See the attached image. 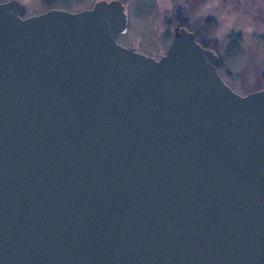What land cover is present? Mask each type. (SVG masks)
<instances>
[{
    "label": "water",
    "instance_id": "water-1",
    "mask_svg": "<svg viewBox=\"0 0 264 264\" xmlns=\"http://www.w3.org/2000/svg\"><path fill=\"white\" fill-rule=\"evenodd\" d=\"M0 2V264H264V89L177 24L117 41L120 0Z\"/></svg>",
    "mask_w": 264,
    "mask_h": 264
},
{
    "label": "trees",
    "instance_id": "trees-1",
    "mask_svg": "<svg viewBox=\"0 0 264 264\" xmlns=\"http://www.w3.org/2000/svg\"><path fill=\"white\" fill-rule=\"evenodd\" d=\"M120 1L123 5L126 4V0ZM207 1L208 0H171L172 6L162 13L163 19L160 18L159 21L163 31L161 41L164 43V48L168 46L167 44L172 37L173 28L179 24L194 33L197 43H200L209 50L211 49L218 55L219 64L217 66V72L220 73L224 82L234 91L244 94L253 90L264 89V66H260L262 62L257 61V55L259 54L262 56V54H264V29L251 26L249 33L241 31L239 28L235 30V27L241 26L242 20H239L233 24L235 26L229 28V32L225 36H212V39H209L210 36L204 32L200 33L199 29L204 31H209L211 28L213 31L217 30L220 24L218 20L220 14H217V11L215 13L210 11V15H208L209 18L205 19L203 27L199 25L203 24L201 19L195 17L196 10L198 8L201 9L203 4L206 5V3L209 2ZM247 1L249 0L244 1V7L246 4L250 3H247ZM250 1H252V4H255V0ZM71 2V0H57L54 2L51 1L47 6L61 5L64 7H71V5H73ZM223 2H225V0H219L218 2L220 3V5H218L220 9L224 4ZM136 5V12L139 15H142L145 11H150L152 8L151 5L144 3L142 0H139V2L136 0ZM129 12L127 11L129 15L127 26H130L132 20V14ZM118 36L122 35L119 34ZM157 39H159L158 36ZM256 53L258 54L256 55ZM251 54L253 55L252 57ZM247 55L248 57H246ZM244 56L246 57L245 62L243 61L245 59ZM239 58L242 59L243 66L239 70H234L231 61Z\"/></svg>",
    "mask_w": 264,
    "mask_h": 264
},
{
    "label": "rangeland",
    "instance_id": "rangeland-1",
    "mask_svg": "<svg viewBox=\"0 0 264 264\" xmlns=\"http://www.w3.org/2000/svg\"><path fill=\"white\" fill-rule=\"evenodd\" d=\"M96 0H82L72 5V7H68L69 11H78L83 10V8H89ZM139 2V0H137ZM144 3L152 6L150 11H145L142 15H139L136 12V0H126V8L127 11L131 12L132 20L130 26L127 27V30L122 36H117V41L123 46H132L138 51H142L141 53L158 56L163 53L164 43L161 38L162 35V27L159 24L160 18L163 19V12L166 9H169L172 6L171 0H142ZM209 1V2H208ZM205 4H203L201 9H197L195 13V17H199L203 24H199L201 27L205 24V19L210 15V11L216 12L220 14V18L218 19L220 22L218 29L213 31L212 28L209 31H204L199 29L200 33H207L209 39H212V36H225L229 32V28L235 26L236 22L242 20L240 27H235L241 29V31L250 32L251 26L261 27L264 29V0H255V4H252V1H247L245 7L243 5L246 0H225L223 2L221 9L218 7L220 5L219 0H208ZM259 4V5H258ZM210 9H208V8ZM218 7V9H217ZM216 8V9H215ZM215 10V11H214ZM44 9L40 6L39 0H30L27 2V12L28 16L32 14H39L43 12ZM237 11V12H236ZM129 12V13H130ZM200 21V22H201ZM157 34V35H156ZM157 36L159 39H157ZM168 45V44H167ZM163 48V49H162ZM258 53H256L257 55ZM253 55L251 54V57ZM248 57V55L246 56ZM246 57L244 56V62L246 61ZM257 61L262 62L260 66H264V54L260 56L257 55ZM235 59L231 61V65L233 69H240L243 66L242 59ZM239 93V92H238Z\"/></svg>",
    "mask_w": 264,
    "mask_h": 264
},
{
    "label": "flooded vegetation",
    "instance_id": "flooded-vegetation-1",
    "mask_svg": "<svg viewBox=\"0 0 264 264\" xmlns=\"http://www.w3.org/2000/svg\"><path fill=\"white\" fill-rule=\"evenodd\" d=\"M5 1H9V0H0V2H5ZM19 3L21 2L22 4H24L25 5V8H26V10H27V2H29L30 0H17ZM40 1V6H42L43 7V9H44V11H46V10H48V9H50L51 7H54V8H60V9H62V8H64V9H66V8H68V7H64V6H59V5H55V6H47V5H49L50 3H51V1L52 2H54V1H57V0H39ZM72 2H71V4H75V3H77V2H80V1H82V0H77V1H75V0H71ZM71 7H72V5H71ZM91 6H89V8H90ZM66 10H68V9H66ZM69 11V10H68ZM27 12V11H26ZM24 17L25 16H28V14H24L23 15ZM208 18H209V16H208ZM127 46V45H126ZM136 50V49H135ZM137 51V50H136ZM139 52H142V51H139ZM144 54V53H143ZM162 54V53H161ZM148 55V54H147ZM151 56H154V55H151ZM160 56V54L158 55V56H154L155 58H158Z\"/></svg>",
    "mask_w": 264,
    "mask_h": 264
}]
</instances>
